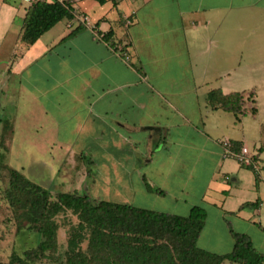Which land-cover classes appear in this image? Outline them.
<instances>
[{
  "label": "crops",
  "instance_id": "crops-1",
  "mask_svg": "<svg viewBox=\"0 0 264 264\" xmlns=\"http://www.w3.org/2000/svg\"><path fill=\"white\" fill-rule=\"evenodd\" d=\"M72 2L118 47L99 40L86 27L69 36L76 21L60 22L29 44L21 33L31 0H2V83L14 84L11 79L17 78L38 120L49 126L41 130L53 140L69 142L74 162L90 151L117 171L131 160L137 164V157L143 159L141 149L149 142L161 150L180 143L179 172H195L208 162L212 176L202 195L207 205H192L188 214L193 206L204 207L206 227L211 207L217 220L213 225L222 229L225 243H201V234L198 245L229 253L234 239L225 232L227 224L235 217L243 219L246 208L260 210L263 204L233 198L226 183L239 185L241 174L227 167L226 158L238 159L242 149L236 152L232 142H240L255 164L264 162V148L255 159L250 147L251 142L261 143L258 150L264 146V123L258 105L255 118L242 116L234 122L253 130L242 126L236 134L231 120L220 114L223 110H212L206 98L214 89L225 94L255 90L258 102L264 89V0H115L116 6L107 0L90 2L88 8L83 0ZM124 17L132 24L126 26ZM5 89L0 92L5 94ZM5 103L3 110L14 108L12 102ZM255 183L259 188L256 178ZM114 195L120 197L116 202L131 204L122 193ZM129 197L136 200L133 191ZM174 199L178 206L180 198Z\"/></svg>",
  "mask_w": 264,
  "mask_h": 264
},
{
  "label": "rangeland",
  "instance_id": "rangeland-1",
  "mask_svg": "<svg viewBox=\"0 0 264 264\" xmlns=\"http://www.w3.org/2000/svg\"><path fill=\"white\" fill-rule=\"evenodd\" d=\"M83 2L87 8L91 6L90 2L98 4L95 0H83ZM11 80L14 84H3V76L0 74V91L6 88L5 94L0 92V264H7L14 252L23 254L25 250L36 246L42 240L39 234L29 231L26 226L19 229L12 209L3 198V191L8 185L6 164L21 171L29 179L41 184L52 193L75 192L113 201L120 199V197L115 198L114 194L122 193L123 198L135 206L180 215H187L192 205H207L202 202V195L212 176L211 166L208 162H204L195 172H179L180 143L172 145L170 149L161 150L160 145L149 142L141 149L145 156L143 159L140 160L137 157V164L131 160L117 171L112 166L101 164L103 158L100 160L90 151L82 152L74 162V158L69 156V142L53 140L51 134L41 130L49 126L38 120L35 114L37 110H34L33 103L29 102L26 93L19 86L17 78ZM258 95L261 120L264 123V89L260 90ZM8 101L12 102L11 105L14 108L3 110L2 106ZM220 114H224L231 120L236 134L240 133L242 126L246 130L248 127L250 132L253 130L245 123L234 124L235 116L230 112L220 111ZM245 120L253 122L251 117ZM260 145L261 143H250L254 154L258 153ZM71 160L72 165L69 164ZM162 160L167 163L162 165L160 163ZM171 160L174 161L173 166H171ZM226 162L227 167L241 174L239 185L226 183L227 189L234 191L233 198H243L251 202L260 200L263 204L260 210L246 208L242 213L243 219L233 218L230 226L235 231L248 234L255 247L260 252H264V164H262L264 162L255 164L252 160L254 169L235 157L226 158ZM75 163L78 164L77 167ZM68 170L71 173L66 174ZM257 175L259 188L255 183ZM151 181L155 187H163L168 193L160 195L149 192L147 188L152 186ZM130 191L134 192L136 200H130ZM211 194L212 192L208 193V195ZM176 197L180 198L178 206L175 205ZM208 209L211 212V219H208L203 229L201 243L206 242L211 245L212 241H215L224 244L226 236L221 228L213 225L217 223V220H214L212 208L208 207ZM56 220L59 225V248L56 259H44L37 264H65L64 252L67 249L70 228L78 222V219L69 211L57 216ZM225 230L230 232L229 226ZM86 244V242L83 244L84 248ZM224 264L236 263L226 261Z\"/></svg>",
  "mask_w": 264,
  "mask_h": 264
},
{
  "label": "trees",
  "instance_id": "trees-1",
  "mask_svg": "<svg viewBox=\"0 0 264 264\" xmlns=\"http://www.w3.org/2000/svg\"><path fill=\"white\" fill-rule=\"evenodd\" d=\"M9 2V0H4ZM104 4L107 0H97ZM116 6L115 0H113ZM81 15L72 0H32L24 20L21 39L35 43L44 33L60 22H78L69 34L89 28L81 21ZM206 102L212 110L232 113L237 120L242 116L258 114L255 90L225 94L214 89ZM238 152L243 145L232 142ZM261 146L255 159L263 150ZM254 169L253 165H249ZM8 185L3 191L14 213L19 229L39 234L42 240L32 248L18 254L14 252L7 264H37L44 259H56L59 248V225L56 217L71 212L78 222L70 228L65 264H263L264 253L253 245L246 233L233 230L234 239L229 253L219 254L201 248L199 238L207 220V210L193 206L187 216L156 211L128 203L94 198L88 194L58 191L52 193L41 184L29 179L21 171L6 164ZM258 175L256 182H258ZM149 191L160 195L159 188L148 186ZM247 205V204H246ZM246 205H242L244 208ZM250 205H257V202ZM86 247H83L84 243Z\"/></svg>",
  "mask_w": 264,
  "mask_h": 264
},
{
  "label": "built area",
  "instance_id": "built-area-1",
  "mask_svg": "<svg viewBox=\"0 0 264 264\" xmlns=\"http://www.w3.org/2000/svg\"><path fill=\"white\" fill-rule=\"evenodd\" d=\"M81 21L85 23L89 27V29H91L94 32L95 36L99 40L104 41L107 44L118 47L117 43L114 42V39L107 32L100 31L96 25H93L91 23V20L88 16H82ZM124 21H125L126 26H129L132 24V20L130 17H124ZM226 144L229 145V142H227ZM230 152L231 151L229 148L228 153L230 154ZM238 159L245 164L252 165V159L249 156V149L247 146L242 147L241 154L240 156H238Z\"/></svg>",
  "mask_w": 264,
  "mask_h": 264
}]
</instances>
